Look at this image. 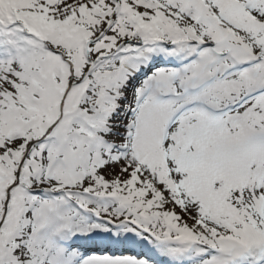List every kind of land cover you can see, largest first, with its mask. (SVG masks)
<instances>
[{
  "label": "snow or ice",
  "instance_id": "6c2138e0",
  "mask_svg": "<svg viewBox=\"0 0 264 264\" xmlns=\"http://www.w3.org/2000/svg\"><path fill=\"white\" fill-rule=\"evenodd\" d=\"M0 264H264V0H0Z\"/></svg>",
  "mask_w": 264,
  "mask_h": 264
}]
</instances>
